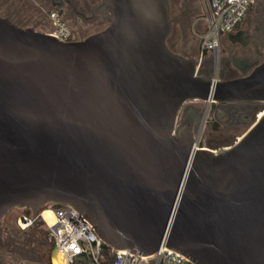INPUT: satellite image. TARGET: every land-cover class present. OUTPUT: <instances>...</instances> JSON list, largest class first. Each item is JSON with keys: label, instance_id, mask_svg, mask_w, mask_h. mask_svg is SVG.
Wrapping results in <instances>:
<instances>
[{"label": "water", "instance_id": "obj_1", "mask_svg": "<svg viewBox=\"0 0 264 264\" xmlns=\"http://www.w3.org/2000/svg\"><path fill=\"white\" fill-rule=\"evenodd\" d=\"M169 10L101 0L108 25L70 41L0 17V219L67 205L113 250L264 264V108L217 149L179 120L188 102L264 104V61L204 77L168 47Z\"/></svg>", "mask_w": 264, "mask_h": 264}, {"label": "flooded vegetation", "instance_id": "obj_2", "mask_svg": "<svg viewBox=\"0 0 264 264\" xmlns=\"http://www.w3.org/2000/svg\"><path fill=\"white\" fill-rule=\"evenodd\" d=\"M100 1L0 0V17L8 19L18 27L33 28V25L19 21H30L38 9L44 12L52 9L57 11L70 32L75 34L76 38L71 40H80L108 25V21L98 12L94 14V9ZM169 8L171 32L167 38L168 47L184 57L195 58L199 64V73L204 77L217 80L242 77L245 61L253 65L264 61V14L248 12L232 32L223 35L220 39L218 62L211 63L202 55L199 56V44L190 33L189 16L197 10L196 1L175 0L172 3V0H169ZM213 106L217 122L235 130L240 125L253 121L258 112L264 108V104L255 102L225 103L218 106L213 104ZM185 117L190 119L194 133L201 120V111L194 102L183 105L179 120ZM230 135L226 133L223 136L228 139ZM226 143L231 144V141ZM210 147H214V144H210ZM22 212L30 213L33 210L14 208L0 219V264H29V260H32L33 253L29 247V242L32 243V240L28 237L31 227L27 230H18L15 227L17 217Z\"/></svg>", "mask_w": 264, "mask_h": 264}, {"label": "built area", "instance_id": "obj_3", "mask_svg": "<svg viewBox=\"0 0 264 264\" xmlns=\"http://www.w3.org/2000/svg\"><path fill=\"white\" fill-rule=\"evenodd\" d=\"M256 2L257 0H200L203 9L200 18L203 31L198 35L201 55L207 51L216 53L221 37L232 32ZM48 19L52 29L47 33L63 41L71 40V32L57 11L49 12ZM45 211H49V217L44 216ZM36 221L44 223L63 264H74L76 261L106 264L107 256L103 252V242L95 234L90 223L73 208L47 204L39 211L22 212L17 217L20 230L29 229ZM111 257V264H194L165 247H160L156 253L149 256L111 249Z\"/></svg>", "mask_w": 264, "mask_h": 264}, {"label": "rangeland", "instance_id": "obj_4", "mask_svg": "<svg viewBox=\"0 0 264 264\" xmlns=\"http://www.w3.org/2000/svg\"><path fill=\"white\" fill-rule=\"evenodd\" d=\"M195 1L197 3V10L191 16H189L190 33L199 44L200 56V39L198 35L203 31V25L200 21V18L203 15V9L200 0ZM174 2L175 0H172V3ZM250 12L259 15L264 14V0H257V3L252 7ZM19 23L31 24L33 25V29L41 32L49 30L51 26L47 11L44 12L41 9H38L37 12L32 15L30 21L20 20ZM71 38L75 39V34L71 33ZM220 46L221 44H219V48ZM202 57L211 63H214L215 61L218 62L219 49L216 53L207 51L206 53L202 54ZM194 104L201 111L202 118L200 125H198L194 130V135L196 136V145L198 147L211 148L210 144H214V147H212L211 149H217L218 147L221 148L227 145H231L248 130L249 125L252 123L251 120L249 124H242L238 129L235 130V128L233 129L229 126L226 127L217 122V116L213 104H206L199 101H195ZM213 122H216L218 124L217 129L213 128ZM226 133L231 134L228 139H225L223 136ZM233 133L234 135H232ZM230 141L231 144L226 143ZM15 227L16 229L20 230L17 225H15ZM28 237L32 240V243L29 242V247L33 253L32 260H29V264H52L50 261V251L52 247L49 244L47 238L44 235L34 234L32 230L28 232ZM74 264H90V262L76 261V263Z\"/></svg>", "mask_w": 264, "mask_h": 264}, {"label": "trees", "instance_id": "obj_5", "mask_svg": "<svg viewBox=\"0 0 264 264\" xmlns=\"http://www.w3.org/2000/svg\"><path fill=\"white\" fill-rule=\"evenodd\" d=\"M51 11H53V10L52 9L48 10L47 13H49ZM51 29H52V26H50V29L45 31V32H49ZM204 53H206V52H204ZM212 126H213L214 129L218 128V124L216 122H213ZM31 230L36 235H44L47 238V240H48L49 244L51 245V247L53 246L50 234H49L48 230L46 229V227H45V225H44V223L42 221H36L33 224V226L31 227ZM103 252L107 256L106 264H111V261H112L111 249L109 247L103 245Z\"/></svg>", "mask_w": 264, "mask_h": 264}, {"label": "bare ground", "instance_id": "obj_6", "mask_svg": "<svg viewBox=\"0 0 264 264\" xmlns=\"http://www.w3.org/2000/svg\"><path fill=\"white\" fill-rule=\"evenodd\" d=\"M43 214H44V216H48V217L50 216L49 211H45ZM51 262H52V264H63L60 256L57 253H55L54 256L52 257Z\"/></svg>", "mask_w": 264, "mask_h": 264}]
</instances>
